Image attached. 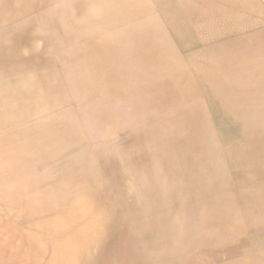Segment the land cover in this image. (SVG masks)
Wrapping results in <instances>:
<instances>
[{
    "label": "bare ground",
    "instance_id": "bare-ground-1",
    "mask_svg": "<svg viewBox=\"0 0 264 264\" xmlns=\"http://www.w3.org/2000/svg\"><path fill=\"white\" fill-rule=\"evenodd\" d=\"M53 1L0 0V27L23 19L19 27L34 30L29 36L38 39L41 30L54 28V21L28 22L24 5ZM80 1L91 2L93 18L68 12L66 24L86 35L76 31L81 43L94 49L93 56L100 54L97 61L93 57L91 80L108 82L105 93L116 101L94 103L93 111L106 117L122 107L152 110L157 82L156 93L175 98L221 92L228 104L216 106H225L223 126L237 155L228 156L229 143L212 150L222 173L233 175L243 191L233 195L232 180L184 182L178 223L170 195H163L158 181L148 192L143 177L118 179L97 158L87 132H95L100 119L71 114L66 121L57 116L41 122L39 114L47 108L72 99L59 89L49 62L21 68L8 63L4 51L0 92L10 95L0 101V264H264L255 242L264 233V148L261 157L252 156L253 144L259 137L264 141V0H68L66 9ZM84 30L98 32L92 36ZM76 100L78 107L84 105ZM192 106L198 127L215 129L211 102L198 99ZM254 112L261 113L258 121L251 119ZM34 117L37 121L30 122ZM199 149L181 143L178 159L192 158ZM31 172L55 175L34 178ZM62 173L68 177L61 178ZM50 188L52 194L46 191ZM250 190L261 196L242 194ZM233 198L238 213L229 228L218 225ZM144 210L151 212L143 215Z\"/></svg>",
    "mask_w": 264,
    "mask_h": 264
},
{
    "label": "rangeland",
    "instance_id": "rangeland-1",
    "mask_svg": "<svg viewBox=\"0 0 264 264\" xmlns=\"http://www.w3.org/2000/svg\"><path fill=\"white\" fill-rule=\"evenodd\" d=\"M67 4L68 0H54L48 6L31 8L24 5L26 16H29L28 22L41 20L44 23L46 17H52V22L54 21V28L52 30H41L38 39H31L29 36L34 30H26L19 27L23 23V19H12L5 26L0 27V54L4 51L8 53L9 57L6 58L8 63L27 68L30 64L33 65L36 62L40 65H45L49 62L51 74L55 76L54 78H58V82L61 85L59 89L66 94L67 98L72 99L71 103L64 104V106L59 104L58 106L47 108L44 113L39 114L41 115L39 120L43 123H50L51 118L58 116L59 120L66 121V117L71 114L80 115L82 120L92 121L96 117L100 119L101 126L96 128L95 132H87L88 139L98 152L97 158H101L102 162L110 166L118 179L135 176L138 181H141L140 179L143 177L144 180L142 181H144L145 190H148V192L151 190L152 183L155 180L158 181L160 183L158 188L161 189L163 195H170L168 203L171 208H174L175 213L172 212V216H176L178 223L182 220L180 196L184 182L192 183L196 179L205 181L207 178L221 185L224 182H228V180H232V186H228V189L233 191V195L238 197L239 192L243 190H239L237 179L235 180L233 175L222 173V167L220 169V166L217 165L214 159V151L212 150L214 145L229 143L231 152H229L228 156L233 159L237 155L230 140L228 129L223 126L225 106L224 108L216 106V102H221L224 105L228 104V97L221 92L203 91L197 96L188 94L175 98L169 93H156L160 88L159 82H157L153 89L154 92L151 93L154 104L152 110L142 113L140 111H127L122 107V111H114L106 117H101L100 112L93 111V104L104 101L116 104V101L115 98L109 97L107 91L105 93V89L109 87L108 82H103L102 80L103 83H97L91 80V76L95 71L92 65L95 61L93 57H96L97 61L100 54L95 53L96 56H93L94 49H88L87 43H81V37L78 38L76 36V31L83 34L81 30H69L70 27L66 24V17L71 19L70 16H72L68 12H75L79 16L88 15L93 18L94 7L89 1H80L73 8L67 10ZM57 7L62 8V10L56 13L55 9ZM69 21L71 22V20ZM84 32L93 36L98 30H84ZM82 36L86 35L83 34ZM0 60L2 61V55ZM22 63L25 64L21 65ZM156 67L158 68L157 65ZM107 70L100 69L102 72ZM148 80H151L150 75H148ZM5 95L10 94L7 91L0 92L1 102H3L2 99ZM76 99H80L84 105L78 107ZM198 99H206L213 106L211 121L216 127L211 132L198 127L197 114L192 106L194 101ZM261 102H263V98ZM31 114L32 116L37 115L34 112ZM259 114L261 113L254 112L251 119L258 121L260 119ZM253 117L255 118L253 119ZM207 119H209V116H207ZM35 121H37L36 117L30 120L33 123ZM258 141L255 146L253 144L254 151L252 156L254 157H261L262 149L264 148L263 138L260 139L259 137ZM184 142H192L200 149L192 158L188 157L180 160L178 159L176 148ZM229 157L228 159H230ZM134 165L137 166L136 170L133 167ZM32 175H34V178L40 175H42L40 177L45 178L55 174L32 173ZM60 176L61 178L68 177L64 176L63 173ZM180 184L182 185L180 186ZM52 189H46L47 193L52 194ZM130 190L131 193H134L136 186L130 188ZM43 194H45L44 190ZM242 194L249 195L248 198L250 199H256L261 196L260 193H255L252 190ZM206 199L209 202L204 212L209 223L213 205L210 197ZM240 207H242L241 204ZM238 211V202L233 198L227 204V214L222 218V223L218 225H225L227 226L226 228H229L234 215ZM149 212L151 210H144L143 215L149 214ZM133 217H131L132 222L136 221ZM260 221H264V216ZM141 230L139 229V231ZM211 240H218V238L211 235ZM255 242L264 249V233ZM146 249H148V246L144 247V250ZM150 257L145 256L146 259H150ZM157 257L155 256L154 258Z\"/></svg>",
    "mask_w": 264,
    "mask_h": 264
},
{
    "label": "crops",
    "instance_id": "crops-1",
    "mask_svg": "<svg viewBox=\"0 0 264 264\" xmlns=\"http://www.w3.org/2000/svg\"><path fill=\"white\" fill-rule=\"evenodd\" d=\"M260 251H261V252H264V249H263V248H260Z\"/></svg>",
    "mask_w": 264,
    "mask_h": 264
}]
</instances>
